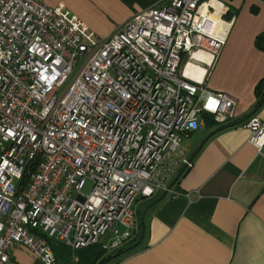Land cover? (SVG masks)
<instances>
[{
    "label": "built area",
    "instance_id": "2783aa9c",
    "mask_svg": "<svg viewBox=\"0 0 264 264\" xmlns=\"http://www.w3.org/2000/svg\"><path fill=\"white\" fill-rule=\"evenodd\" d=\"M223 12L161 0L101 37L61 1L0 0V264L15 246L56 264L52 238L112 251L136 236L137 196L190 167L180 141L201 115L235 118V97L180 68L185 54H219ZM239 123L260 150L264 119Z\"/></svg>",
    "mask_w": 264,
    "mask_h": 264
},
{
    "label": "crops",
    "instance_id": "0c3cea01",
    "mask_svg": "<svg viewBox=\"0 0 264 264\" xmlns=\"http://www.w3.org/2000/svg\"><path fill=\"white\" fill-rule=\"evenodd\" d=\"M39 1H61L106 37L132 13L161 0ZM210 1L232 18L225 43L215 58L203 50L185 54L180 68L191 80L203 78L209 89L235 97V118L220 125L201 115L204 127L180 141L190 167L174 180L184 167L177 166L161 199L163 191L137 196L134 222L139 233L143 227L141 240L103 264H264V146L258 150L247 141L250 132L239 123L251 114L264 119V96L256 102L264 90V35L256 39L264 31V0ZM10 253L6 264H45L19 246Z\"/></svg>",
    "mask_w": 264,
    "mask_h": 264
},
{
    "label": "trees",
    "instance_id": "16d2710c",
    "mask_svg": "<svg viewBox=\"0 0 264 264\" xmlns=\"http://www.w3.org/2000/svg\"><path fill=\"white\" fill-rule=\"evenodd\" d=\"M225 16L226 13H224ZM264 35V31L258 36L256 37L257 40L260 41V37ZM260 44V43H259ZM262 45V44H261ZM183 62V60H182ZM182 65V64H181ZM180 65V66H181ZM260 84H258L256 87H255V90H257V92H259L258 88ZM264 96V90L263 92H261V96L259 97V100L256 101L257 104L260 103V100H262ZM205 114V113H204ZM209 116L208 114H205V117L207 118V120H210V121H213L214 119L212 117H207ZM184 168H180V173L184 172ZM140 235H139V231L136 233V236L133 237L131 240H129L128 243H126L125 245H120L118 247H116L115 250H112L110 252H106L107 250L106 249H103L101 246V243H93L91 244L90 246H87V247H78V249H74L75 251H72V254L73 256H76L77 257V261H76V264H95V260L99 259L100 257H102L104 255V253H106V256L102 257L101 259H99L98 263L97 264H103L104 260H111V259H114L115 257H117V255L119 254H124L126 253L127 251H125L126 247H128L129 245L135 243L138 239H139ZM49 241V244L51 245V249L52 251L55 252V255L58 257V259H63L64 262L67 261L68 264H74L72 262L73 260V256H72V259H69L68 260V257L67 255H65L68 251V249H64L63 246L57 244V242H54V241ZM69 247V246H68ZM129 251V250H128Z\"/></svg>",
    "mask_w": 264,
    "mask_h": 264
},
{
    "label": "water",
    "instance_id": "95a60500",
    "mask_svg": "<svg viewBox=\"0 0 264 264\" xmlns=\"http://www.w3.org/2000/svg\"><path fill=\"white\" fill-rule=\"evenodd\" d=\"M178 174H180V172L177 173V175H176V177H175L174 180L177 179ZM174 180H172V181L168 184L167 188H166V189H165V190L159 195V197L157 198L158 200L161 199L162 197H164L165 192H167V191L171 188V186L173 185V181H174ZM153 202H154V201H153ZM153 202H152V203H149L147 206H144V207L142 208V209H143V210H142V215H143V213L145 212L146 208H147L148 206H150L151 204H153ZM142 231H143V227L141 228V232L139 233V235H140L139 239H138L135 243H133V244L129 245L128 247H126L125 251H128L131 247H134V246H136V245L139 244V242H140V240H141V237H142Z\"/></svg>",
    "mask_w": 264,
    "mask_h": 264
},
{
    "label": "rangeland",
    "instance_id": "374dc122",
    "mask_svg": "<svg viewBox=\"0 0 264 264\" xmlns=\"http://www.w3.org/2000/svg\"><path fill=\"white\" fill-rule=\"evenodd\" d=\"M88 188H89V186H88V184H86L85 187H84V189H83V191H84V192L88 191ZM137 199H138V198H137ZM137 199H136V201L134 202L133 207H135V204H136V202H137ZM133 207H132V208H133ZM106 234H107V233H106ZM104 238H106V237H104ZM102 239H103V238H101V240H102ZM51 241L57 242V244L63 246L64 249H68L69 252H67L65 255H67L68 260H69V259H72L73 254H72V251L70 250V247H68V245H66V244L64 245L63 243L57 241V239H53V238L51 239ZM57 262H58V264H68L67 261L64 262L63 259H61V258L58 259V257H57L56 263H57ZM70 264H71V263H70Z\"/></svg>",
    "mask_w": 264,
    "mask_h": 264
}]
</instances>
